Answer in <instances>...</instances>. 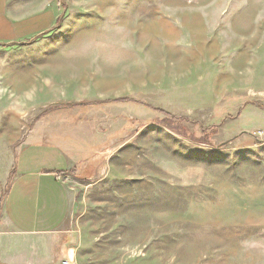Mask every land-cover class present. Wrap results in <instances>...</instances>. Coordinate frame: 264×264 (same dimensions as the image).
Masks as SVG:
<instances>
[{"label": "rangeland", "instance_id": "374dc122", "mask_svg": "<svg viewBox=\"0 0 264 264\" xmlns=\"http://www.w3.org/2000/svg\"><path fill=\"white\" fill-rule=\"evenodd\" d=\"M10 2L58 14L0 45V154L66 147L68 260L264 264V0Z\"/></svg>", "mask_w": 264, "mask_h": 264}, {"label": "crops", "instance_id": "0c3cea01", "mask_svg": "<svg viewBox=\"0 0 264 264\" xmlns=\"http://www.w3.org/2000/svg\"><path fill=\"white\" fill-rule=\"evenodd\" d=\"M17 12L10 0H0V45L31 40L51 30L58 19L51 9L26 17ZM43 138V133H36L23 142L12 162L0 154V187L8 181L0 264H60L72 255L64 228L72 196L63 176L73 161L62 143Z\"/></svg>", "mask_w": 264, "mask_h": 264}, {"label": "built area", "instance_id": "2783aa9c", "mask_svg": "<svg viewBox=\"0 0 264 264\" xmlns=\"http://www.w3.org/2000/svg\"><path fill=\"white\" fill-rule=\"evenodd\" d=\"M61 264H74V263H72L70 260H68V259L66 258V259H63V260L61 261Z\"/></svg>", "mask_w": 264, "mask_h": 264}]
</instances>
